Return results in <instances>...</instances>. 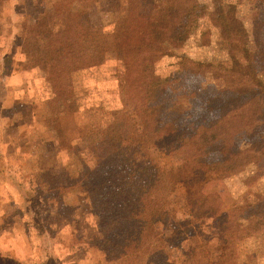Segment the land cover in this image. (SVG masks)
<instances>
[{"label": "rangeland", "instance_id": "374dc122", "mask_svg": "<svg viewBox=\"0 0 264 264\" xmlns=\"http://www.w3.org/2000/svg\"><path fill=\"white\" fill-rule=\"evenodd\" d=\"M55 1L0 0V264H264V100L240 95L208 130L207 107L195 95L207 83L255 88L242 76L244 50L264 86V0L76 1L73 10L88 12L98 38L92 48L105 50L100 65L67 58L58 44L47 64H28L22 44L41 33L42 18L52 36L40 47L61 38ZM154 11L173 15L157 44V28L143 21ZM135 12L126 90L120 51ZM239 24L242 37L232 31ZM183 32L190 37L181 39ZM152 43L159 52L135 57L136 46ZM236 57L243 65L232 75L228 58ZM151 79L162 84L146 93ZM157 96L166 99L163 118H175L170 108L181 116L177 131L158 117L160 105H146ZM180 131L187 133L177 143ZM234 132L242 156L226 162L220 152L206 154L202 138L231 145ZM104 152L109 160L101 163ZM107 168L121 170L112 177L128 219L106 220L93 207L108 197Z\"/></svg>", "mask_w": 264, "mask_h": 264}, {"label": "trees", "instance_id": "16d2710c", "mask_svg": "<svg viewBox=\"0 0 264 264\" xmlns=\"http://www.w3.org/2000/svg\"><path fill=\"white\" fill-rule=\"evenodd\" d=\"M80 2L81 0H60V5L61 7H59L58 10V14L60 15V10L62 9V14L64 16H61V18H64V20H62L65 23V28L61 31V38L59 40H56L55 42L51 43L49 45L46 44L45 47H40V44H38V42H41V37L45 38V40L47 41L49 39V36H52V30H48L47 28V20L45 19L46 17L42 18L41 20V26L39 27L38 31H41V33L35 34V35H31V36H27L24 40V43L22 44V54L25 56V61L28 64H37L36 62H40L41 60L45 59V62H43L41 65L47 64L48 61V57L50 56L54 51L53 47H55L57 44L61 45V47H64L66 49V51L62 52V54H64L67 58L71 57L73 59H79L80 61L84 60V63H88L87 65L89 66H98V64L100 65V63L103 61L101 59L105 50H102L101 52H98L97 50H95V47L92 48L91 44L92 42L97 41L98 38H96V36L94 35V31H93V26L90 22V15L88 14V12L85 11V9H81L79 11H74V5L75 2ZM115 0H107L108 2V6L111 7V5L113 4ZM55 7L57 8V0L54 2ZM72 8V9H70ZM259 8V5H258ZM71 11V12H68ZM154 12H151L147 18H145V20H143L145 23L148 24V28L151 27H156L157 30L155 31V38L152 40L153 42L155 41V43L157 41H160L162 33L160 30H164L166 29L168 26H171V22H169V18H171L172 15V11H167L166 13V18L162 19L161 17H155L154 14H156ZM188 12V11H186ZM185 12V13H186ZM49 14H47L46 16H48ZM187 17L188 15L185 14ZM173 16V15H172ZM44 19V20H43ZM137 19L138 17H136V12L134 14V17L131 19V30L129 33V37L128 40L126 42L125 45H123L121 52V60H122V64L125 67V71L126 73V78H125V89L126 87L129 86V80H127V78L129 77L130 73H131V69L132 67L129 66L128 64L131 65V60H130V56H129V49L130 46L129 44L131 43V38L133 36V34H131V32H133V29L135 26L137 25ZM238 23V22H237ZM262 21L260 20V18L255 22V25H259L261 24ZM244 29H246L244 27V25H235V28L232 30L234 31V33L236 34V36H241L242 37V32H244ZM148 30V29H147ZM248 34L247 30L245 32V34ZM189 32L187 34H185L183 32V35H181V39H188L190 37V35H188ZM246 34V35H247ZM249 35V34H248ZM253 35V37H256L255 32H252L249 37L251 38V36ZM169 38L173 37V31H169ZM180 36V33L177 35V37ZM40 37V38H39ZM130 38V39H129ZM78 41V42H77ZM68 43V44H67ZM158 43V42H157ZM156 43V44H157ZM252 42H250L251 44ZM67 44V45H66ZM32 45H36L37 49L31 48ZM262 47L264 48V44H261ZM38 46L40 48H38ZM57 47V46H56ZM129 48V49H127ZM58 49V48H57ZM149 49H156L155 46L153 45V43L150 44H143V45H138L135 47L134 49V53H135V57L141 56L140 54H144V53H149ZM160 49H157L155 51L159 52ZM41 53H40V52ZM57 52V51H56ZM76 52H78L76 54ZM92 53L91 55H89V53ZM235 53V52H234ZM245 53V58L247 61V65L248 66V74H242L243 77H245L246 75H250L252 78V81L254 83V87L252 90L250 89H246V87H244V89H235L229 86H217V84H205V87H203L202 89H200L199 93L196 92V98L202 101V105H206L207 107V114L210 116V122L207 123L205 125V129L206 126H209L211 130L212 126L215 124H219L223 119H225V115H228L229 113V108H231L232 106L238 107L239 105V100L241 99V96H243L244 98L248 100L251 99V93L255 94V96L260 97L262 100H264V91H263V84L258 81V72H256V69L254 68V62H256L254 60V62L252 63V57L250 54V51L248 50H244ZM234 55V54H233ZM78 57V58H77ZM235 57V56H233ZM244 58V59H245ZM132 59V58H131ZM257 59V58H256ZM228 62L229 65H231L233 68L230 71L231 74L233 75L234 73L237 72V69L234 68L235 65H243V59H240L239 57H236L233 59L228 58ZM31 67V66H30ZM146 68H148L146 65L143 67V70ZM229 69V68H228ZM144 70V72H145ZM129 79V78H128ZM140 83V82H139ZM215 83V82H214ZM162 84L160 82H156L154 80H149V89H147L146 93L153 90V88L159 87V85ZM168 87H166L165 89H168ZM260 88V90H259ZM127 90V89H126ZM152 92V91H151ZM127 95V94H126ZM150 93L146 94L145 99L148 101V97H149ZM241 95V96H240ZM126 98H129V95L126 96ZM157 99L152 98L150 101L154 102L152 104L148 103L146 104L150 109H152L151 107L156 106V105H160V110L159 108L156 110V112H160L159 116L160 118L164 119L165 122L164 125H168V123H170L169 125H171V129L172 126L174 125V128L176 129V131L178 130V128L181 125V121L180 120L181 116H178V114H174L173 108L168 109L170 113H172L175 118H169L168 120H166L165 118H163V116L166 114L163 111V102L166 101V99H164L161 96H157ZM166 98V96H165ZM195 98V99H196ZM168 99V98H167ZM169 100V99H168ZM163 106V107H162ZM240 109V108H237ZM167 110V111H168ZM152 111V110H151ZM162 112V113H161ZM210 112H216L217 115H211ZM237 112V111H236ZM167 117H170L169 115H166ZM164 116V117H166ZM178 123L179 126H178ZM249 126L246 127H251L249 129H252L253 127H255L254 122L249 123ZM174 130V132H176ZM190 131V130H189ZM196 131V130H195ZM247 130L242 131L241 136H247V134H245ZM239 132V131H238ZM238 132H234L233 135H235L236 137L239 135ZM187 132L185 131H180V138L178 139L179 141L177 143H181L183 141V136L186 135ZM171 135V134H168ZM257 132L254 131L252 133V135H250L249 137H253L256 136ZM241 136H238L237 138H235L234 140H232L231 145H229L227 142H220L219 138H215L216 136H211L209 138H202L203 142L206 145V154L211 153V152H220L222 155V159H224L226 162H232V160L236 159L237 157L242 156V151L243 149L241 148L244 144V141L239 142V139ZM176 142V139L174 140V143ZM251 143L250 145H254V148H258L259 144H257L255 141L252 142H248ZM238 146H240L238 149ZM248 147V148H247ZM247 150L249 151H253L254 148L249 147V145L247 146ZM244 148V150L246 149ZM240 149V150H239ZM239 150V151H238ZM238 151V152H237ZM255 151V150H254ZM253 151V152H254ZM109 154V152H104L103 156L101 157L100 161L102 162H107L109 160V156H107ZM248 153H244V155H246ZM252 154V153H251ZM234 155L235 158H234ZM253 157V156H252ZM112 174H115V172L111 171V168H107L106 170V179L104 182V185H106L107 188H105L103 191L107 192L108 197L107 198H102L101 200L97 201L94 203L93 207L94 208H98V212L102 213V215L104 214V219H108L110 221H116L117 218L119 217V215H124L127 217V219L130 217V212L128 211V207L127 205L121 203V199H123V195L120 194V184H118V182L116 181V179H114L112 177ZM117 175H121V170L119 173H116L115 176L117 177ZM122 179H125V176H121ZM121 183H127V182H123L121 180ZM179 184H184L183 181H180ZM127 187V186H126ZM126 193V192H124ZM199 209V208H197ZM196 209V210H197ZM195 209L193 210V212L196 211ZM161 209L157 208V210H153L152 215H150V219H155L158 217L159 213H160ZM182 215H187V214H182ZM192 214H190L191 216ZM103 219V218H102Z\"/></svg>", "mask_w": 264, "mask_h": 264}]
</instances>
